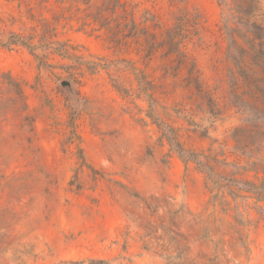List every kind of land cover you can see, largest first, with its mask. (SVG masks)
I'll return each mask as SVG.
<instances>
[{
  "label": "rangeland",
  "instance_id": "1",
  "mask_svg": "<svg viewBox=\"0 0 264 264\" xmlns=\"http://www.w3.org/2000/svg\"><path fill=\"white\" fill-rule=\"evenodd\" d=\"M127 1L0 0V264H264V0Z\"/></svg>",
  "mask_w": 264,
  "mask_h": 264
},
{
  "label": "trees",
  "instance_id": "2",
  "mask_svg": "<svg viewBox=\"0 0 264 264\" xmlns=\"http://www.w3.org/2000/svg\"><path fill=\"white\" fill-rule=\"evenodd\" d=\"M72 3L76 5L85 4L89 8H95L93 12L89 14L93 18L95 24H99V29H106L108 33L111 34L112 38L116 37L112 22H117L120 25L122 19H127L130 15L132 16L131 21L134 24V28L137 27L135 19V7L138 3L131 4L127 0H71ZM129 7H132V11L129 12ZM259 28V27H258ZM261 29V28H259ZM142 32L143 34H148L147 30H138L136 29L133 35ZM120 40V39H119ZM8 47L12 45H27V43L20 39L18 35H13L7 42L1 43ZM150 48L148 53L151 54L154 50V43H149ZM55 50L62 56H66V49H56ZM177 150L182 154V158L187 163L188 161H194L197 163L198 168L207 174L209 180L214 183H218L217 177L219 176L215 167L210 163V157L208 155H203L202 153L191 152L184 149L180 143H177ZM239 183V181H237ZM264 183L260 187H255V192L258 194V199L264 200ZM120 259L119 264H132L131 260L125 256L121 255L116 257ZM112 260L103 257H85L80 259H70L63 262V264H111Z\"/></svg>",
  "mask_w": 264,
  "mask_h": 264
},
{
  "label": "water",
  "instance_id": "3",
  "mask_svg": "<svg viewBox=\"0 0 264 264\" xmlns=\"http://www.w3.org/2000/svg\"><path fill=\"white\" fill-rule=\"evenodd\" d=\"M64 85H65V87H67V88H72V83H71V81L70 80H64V83H63Z\"/></svg>",
  "mask_w": 264,
  "mask_h": 264
}]
</instances>
